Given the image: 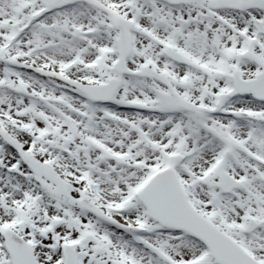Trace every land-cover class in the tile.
Returning <instances> with one entry per match:
<instances>
[{"label":"snow or ice","instance_id":"1","mask_svg":"<svg viewBox=\"0 0 264 264\" xmlns=\"http://www.w3.org/2000/svg\"><path fill=\"white\" fill-rule=\"evenodd\" d=\"M0 264H264V0H0Z\"/></svg>","mask_w":264,"mask_h":264}]
</instances>
